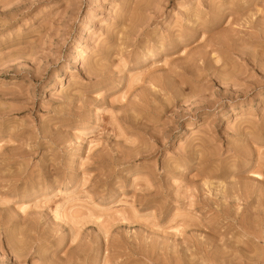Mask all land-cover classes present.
<instances>
[{"label":"rangeland","instance_id":"obj_1","mask_svg":"<svg viewBox=\"0 0 264 264\" xmlns=\"http://www.w3.org/2000/svg\"><path fill=\"white\" fill-rule=\"evenodd\" d=\"M0 264H264V0H0Z\"/></svg>","mask_w":264,"mask_h":264},{"label":"bare ground","instance_id":"obj_2","mask_svg":"<svg viewBox=\"0 0 264 264\" xmlns=\"http://www.w3.org/2000/svg\"><path fill=\"white\" fill-rule=\"evenodd\" d=\"M140 3V2H139ZM75 58V57H74Z\"/></svg>","mask_w":264,"mask_h":264}]
</instances>
